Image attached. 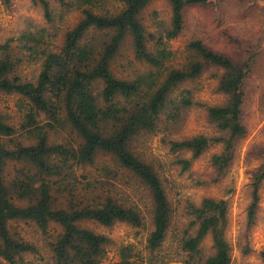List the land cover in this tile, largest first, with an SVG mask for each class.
Masks as SVG:
<instances>
[{"label": "trees", "instance_id": "16d2710c", "mask_svg": "<svg viewBox=\"0 0 264 264\" xmlns=\"http://www.w3.org/2000/svg\"><path fill=\"white\" fill-rule=\"evenodd\" d=\"M56 1L59 19L81 11L78 23L61 39L57 28H42L0 44V95L16 93L30 103L19 128L0 112V264H135L131 246L121 249L120 261L106 263L111 238L83 225L85 221L105 226L144 224L140 207L114 193V181L126 172L149 191L153 229L147 250L159 260L157 253L165 250L168 240L172 204L161 177L134 150V142L142 132L156 131L163 116L171 124L193 105L206 106L218 134H198L173 140L172 145L198 157L212 144H220L222 150L213 155L212 162L223 174L234 159L237 140L247 134L242 114L253 56L238 65L194 36L186 44L185 61L173 63L176 52L169 41L186 29V10L219 0H167L170 21L155 18L154 31L142 20L153 0H116L121 6L115 10L107 0ZM33 2L42 7L54 28L57 13L50 1ZM128 36L135 59L150 68L120 77L112 65ZM29 61L39 65L34 79L18 74L19 65ZM211 66L223 71L217 86L226 96L223 104L196 100L194 88L189 87L175 95ZM67 128L77 139L50 140V131ZM18 131L32 142L17 140ZM9 161L20 164L11 174L6 171ZM184 163L189 166V161ZM78 170L88 173L81 174V179ZM262 179L260 175L254 183L250 221L255 219ZM186 209L190 220L177 240L175 253L181 257L177 264H231L228 201L205 197L199 203L189 202ZM17 221H32L46 235L47 256L42 255V261L33 258L41 255L40 247L12 231ZM209 236L210 253L204 245ZM259 256L264 261V249Z\"/></svg>", "mask_w": 264, "mask_h": 264}, {"label": "rangeland", "instance_id": "374dc122", "mask_svg": "<svg viewBox=\"0 0 264 264\" xmlns=\"http://www.w3.org/2000/svg\"><path fill=\"white\" fill-rule=\"evenodd\" d=\"M49 1L57 13L54 28L46 21L42 7L33 0H0V44H4L9 38L20 36L24 31L42 28L49 31L57 28L61 39L67 30L78 23L81 11L73 10L59 19L60 6L56 0ZM107 2L114 10L121 6L116 0ZM155 18L170 21L171 5L167 0H153L144 10L142 20L150 31L156 30ZM186 20V29L169 41L176 52L174 64L181 65L185 61L186 44L194 36L204 39L212 49L229 56L238 65L253 56L245 86L242 114L247 134L237 140L234 159L223 174L218 173L212 162L213 155L222 150L220 144H212L198 157H194L188 150L177 151L172 145L173 140L198 134H218L208 119L206 106L193 105L171 124L163 116L156 131L142 132L137 136L134 150L159 174L172 204L168 240L165 250L157 253L161 255L159 260L147 250V237L153 229L149 191L128 172L114 181V193L118 198L140 207L145 216L144 224L136 227L126 222H117L112 226H105L95 221H85L83 225L111 238L104 258L106 263L120 261L121 249L131 246V260L135 264H177L181 260L176 254L177 240L190 220L187 204L199 203L205 197L225 199L229 204L226 236L231 245V264H264L259 256V252L264 249V0H219L215 5L210 3L192 6L186 10ZM12 45L16 49L17 41ZM38 68L39 65L33 62H24L19 65L18 74L34 79ZM112 68L118 76L125 77L133 76L138 71H146L150 66L135 59L132 40L128 36L115 57ZM222 73L221 69L207 67L195 81L178 88L175 95H179L184 87H189L194 88L196 100L208 105L223 104L226 96L217 89ZM29 108V101L19 94L0 95V112L10 124L18 128ZM15 136L19 141L32 142L22 131H18ZM74 139H77V135L69 128L50 131L51 141L67 142ZM100 159L103 160L104 157ZM186 160L189 161L188 167H185ZM19 165L9 161L7 173L11 174ZM85 173L88 171L78 170L79 178ZM260 175H263V179L259 183V203L255 219L250 221L249 208L253 201L254 183ZM12 231L40 247L41 255L33 258L42 261V255L47 256L46 235L34 222H14ZM204 245L208 253L212 252L210 236L205 239ZM163 256L165 257L162 258ZM163 259L165 261L162 263Z\"/></svg>", "mask_w": 264, "mask_h": 264}]
</instances>
